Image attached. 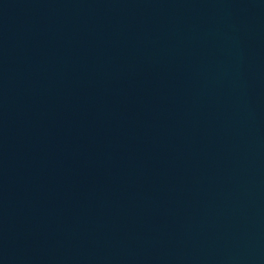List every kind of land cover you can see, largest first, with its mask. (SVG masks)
Here are the masks:
<instances>
[{"label": "water", "instance_id": "obj_1", "mask_svg": "<svg viewBox=\"0 0 264 264\" xmlns=\"http://www.w3.org/2000/svg\"><path fill=\"white\" fill-rule=\"evenodd\" d=\"M0 264H264V0H0Z\"/></svg>", "mask_w": 264, "mask_h": 264}]
</instances>
